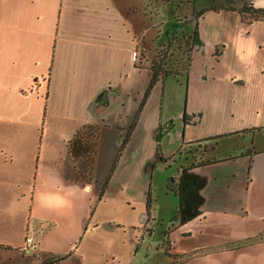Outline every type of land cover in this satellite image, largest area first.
I'll list each match as a JSON object with an SVG mask.
<instances>
[{"label": "crops", "instance_id": "obj_1", "mask_svg": "<svg viewBox=\"0 0 264 264\" xmlns=\"http://www.w3.org/2000/svg\"><path fill=\"white\" fill-rule=\"evenodd\" d=\"M144 2L0 0V133L51 128L55 121L65 144L64 163L53 179L65 193L53 196L42 195L43 174L34 171L31 152L27 157L24 147L18 158L15 147L9 148L12 208L22 219L17 234L0 238V264H43L56 257L63 258L55 264H83L79 246L61 253L47 246L39 230L45 221L51 222L48 230L59 223L46 215L55 200L56 209L71 214L79 199L68 196L99 192L117 156L152 76L135 61L141 39L149 30L153 42L159 23L146 14ZM246 4L264 9V0H195L196 10L205 11L188 74L154 83L101 197L131 213L140 205L126 222L147 229L152 197L146 179L157 163L164 172L166 165L175 166L172 189L163 190L171 209L161 218L172 264H225V258L230 264H264V239H256L264 231V145L254 142L256 131L264 130V19L244 20L238 10ZM85 124L101 127L90 182L73 176L66 146ZM223 139H233L227 154L219 153ZM105 147L106 173L96 177ZM182 150H197L196 158H183ZM36 203L42 210L35 214ZM88 204L82 199L77 229L87 220ZM179 208L199 214L171 222ZM26 235L36 250L24 248Z\"/></svg>", "mask_w": 264, "mask_h": 264}, {"label": "rangeland", "instance_id": "obj_2", "mask_svg": "<svg viewBox=\"0 0 264 264\" xmlns=\"http://www.w3.org/2000/svg\"><path fill=\"white\" fill-rule=\"evenodd\" d=\"M144 9L146 14H153L159 20L156 23L157 31L153 33L155 38L153 42L150 39L151 32L148 30L140 41V48H136V63L139 66L149 67L153 62H159L161 54H165V67H179L185 58V53L180 49L177 44L173 46L168 45V40L171 38L178 39L183 33L190 34L192 28L191 24L186 23L192 16V8L190 0H144ZM244 6V5H243ZM225 7V6H218ZM134 9V8H132ZM155 20V21H157ZM180 40V39H179ZM174 43V42H173ZM139 46V45H137ZM139 58V59H138ZM178 75L183 76L182 71ZM177 76V75H176ZM172 82V81H171ZM179 83H177L178 85ZM47 119L45 120L46 125ZM44 125V126H45ZM51 128L43 125L37 127H26L23 129L17 128L16 132L0 133V151L5 155L7 164L3 165L0 159V173L3 177L0 183V238L6 233L17 234L21 229L20 219H22L18 211H14L12 204H14V194L16 188L9 180L10 176L14 172V168L8 165L9 148L14 146L17 151V157L21 156L22 148L29 156L31 152V158L33 162V169L40 170L43 180L44 188L42 195H58L65 193L63 187L56 186L53 179L57 174L58 169L64 163L62 161V154L65 153L64 147L61 145V135L59 132L58 124L55 121L50 122ZM241 136V135H240ZM84 142L86 140L83 139ZM233 139H223L219 153L227 154L229 148L226 143H233ZM240 139H237L239 142ZM251 137L245 135L244 142L249 144ZM91 139L87 141L85 147L89 150V144ZM255 146L264 145V130L256 131L254 138ZM77 143V142H76ZM73 144L76 146L77 144ZM239 144V143H238ZM241 145V144H240ZM235 148V147H234ZM235 152L239 151V148L234 149ZM197 150H190L188 153L192 157L196 158ZM181 151L183 158H191V156ZM1 154V152H0ZM157 160L156 162H158ZM37 165V169H36ZM157 163L153 170V174L146 179L147 183L151 182L150 194L151 202L149 203L148 211L150 219L147 223V229H143V224L134 229L127 224V218L132 214H137V208L140 206L135 203L136 208L131 213L130 208L122 206L114 207L111 204L115 203L114 199H108V197L98 198V192L95 189L88 194L79 197L76 195H70L68 198L79 199L78 206L71 214H67L64 211L55 208V202L46 209V215L50 218L56 219L59 222L53 229L48 230L46 227L50 221L43 222L40 233L45 234V241L47 246L52 249L60 248L61 253L64 250H68L66 254L73 251L75 247L79 246V251L83 256V264H172L171 256H168L163 244V232L162 228L166 227V223L161 221V218L167 217L168 211L171 209V205L164 197L163 190L172 189L171 175L175 171V166L168 167L166 165L164 172L162 165L158 166ZM108 166V151L107 147L102 150L100 160L97 164L96 177H102L106 173ZM73 176L82 180H86L87 175H82L77 171H73ZM100 179V178H99ZM39 198V202H40ZM82 199L88 201L87 206V220L85 224L77 229L76 220L79 215V211L82 205ZM23 205H25L24 201ZM25 207V206H24ZM141 207V206H140ZM139 207V208H140ZM35 214L42 210V205L36 203L34 206ZM79 212V213H78ZM145 215L146 211L144 210ZM147 217V216H146ZM165 220V219H164ZM119 221L120 224L117 222ZM53 223V222H52ZM34 225V221H31L29 225V232L31 225ZM162 226H161V225ZM93 229H90L89 226ZM25 233H27L25 231ZM262 234L264 233L261 232ZM264 239V235H263ZM37 249V247H36ZM35 249V250H36ZM34 251V250H33ZM225 264H230L232 259L225 258L223 260ZM241 264H249L248 260L241 261Z\"/></svg>", "mask_w": 264, "mask_h": 264}, {"label": "trees", "instance_id": "obj_3", "mask_svg": "<svg viewBox=\"0 0 264 264\" xmlns=\"http://www.w3.org/2000/svg\"><path fill=\"white\" fill-rule=\"evenodd\" d=\"M191 1V8H192V16L189 18V20L186 21V23L191 24V32L190 34L186 35L183 33L180 38L176 39L175 38H170L168 40V45L173 46V44H177V47L180 49V46L182 44V50L185 53V58L182 63V66L177 67H165V54H161V58L159 59V62H153L148 68L152 72V76L150 79V82L144 92L143 98L139 104L138 110L136 111L132 122L130 123L127 132L122 140V143L120 145L119 151L117 153V156L110 168V171L106 177V179L103 181L100 190L98 192V198H101L103 196V193L105 191V188L108 183V179L111 176L116 163L118 161V158L127 142V139L134 127L135 122L137 121L140 111L142 109V106L148 97L154 83L161 77H164L166 75H178L182 71L183 76H187L189 66L191 63V50L193 47V44L195 42L196 38V33L198 29V20L204 13V10H199L197 11L195 8V0H190ZM216 10L215 8H212ZM238 12L241 14L242 18L246 20L247 22H251L253 20H258V19H264V9L262 8H257L254 7L251 4H246L242 6ZM180 39V40H179ZM174 42V43H173ZM139 59V58H138ZM100 125L99 124H85L82 125L76 132L73 134V136L67 141V151L70 154L72 161H73V166L72 169L73 171H77L81 173L82 175H87L86 177V182H90L93 180L94 177V168H95V162H96V156H97V145H98V138H99V133H100ZM85 142L83 139H85ZM91 139V142L89 144V150H87L86 144L87 141ZM78 144H77V143ZM77 144L76 146H73V144ZM156 157H160V152L159 149L157 151ZM148 199H149V194H148ZM199 213L193 210H183L181 208L178 209V212L176 215H174L171 219V222L173 221H179L180 223H183L184 221L191 219L195 216H197ZM264 233H260L256 239L261 240L263 239ZM166 242V241H165ZM63 257H56L53 259H49L45 261L43 264H55L58 263Z\"/></svg>", "mask_w": 264, "mask_h": 264}, {"label": "built area", "instance_id": "obj_4", "mask_svg": "<svg viewBox=\"0 0 264 264\" xmlns=\"http://www.w3.org/2000/svg\"><path fill=\"white\" fill-rule=\"evenodd\" d=\"M24 243H25V249H27L28 251H33L36 249L37 244L36 242H34L33 238L29 235H26L24 238Z\"/></svg>", "mask_w": 264, "mask_h": 264}]
</instances>
